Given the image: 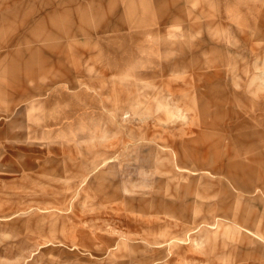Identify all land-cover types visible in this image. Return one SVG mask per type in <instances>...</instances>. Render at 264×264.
Segmentation results:
<instances>
[{
	"label": "rangeland",
	"instance_id": "obj_1",
	"mask_svg": "<svg viewBox=\"0 0 264 264\" xmlns=\"http://www.w3.org/2000/svg\"><path fill=\"white\" fill-rule=\"evenodd\" d=\"M124 2L0 0V264H264V0Z\"/></svg>",
	"mask_w": 264,
	"mask_h": 264
},
{
	"label": "crops",
	"instance_id": "obj_2",
	"mask_svg": "<svg viewBox=\"0 0 264 264\" xmlns=\"http://www.w3.org/2000/svg\"><path fill=\"white\" fill-rule=\"evenodd\" d=\"M126 1L123 7L126 11L125 14L130 17H148L149 15L155 14L156 11L164 0H123ZM139 21V19H138Z\"/></svg>",
	"mask_w": 264,
	"mask_h": 264
}]
</instances>
